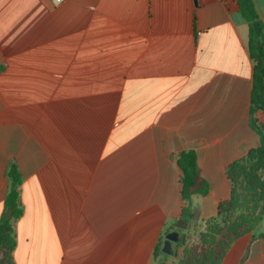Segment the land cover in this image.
Segmentation results:
<instances>
[{"label": "crops", "instance_id": "0c3cea01", "mask_svg": "<svg viewBox=\"0 0 264 264\" xmlns=\"http://www.w3.org/2000/svg\"><path fill=\"white\" fill-rule=\"evenodd\" d=\"M254 69L237 0H0V220L11 164L23 177L14 262L264 264V220L226 251L225 229L208 257L202 241L233 166L264 146ZM189 151L211 184L190 202ZM181 220L184 242L156 258Z\"/></svg>", "mask_w": 264, "mask_h": 264}, {"label": "trees", "instance_id": "16d2710c", "mask_svg": "<svg viewBox=\"0 0 264 264\" xmlns=\"http://www.w3.org/2000/svg\"><path fill=\"white\" fill-rule=\"evenodd\" d=\"M237 4L242 17L249 24V50L251 57L255 61L254 89L252 96L253 104L255 108L264 109V23L257 13L254 0H237ZM197 160V154L192 151L183 153L179 159V166L183 171L182 197L189 202L195 195L205 196L211 191V184L209 181L200 177L197 172ZM250 160H261L264 162V146L252 151L246 162H239L233 166L230 175L233 184L231 199L221 203L219 206V217L222 218V221L219 223H211L207 233L202 237L203 252L207 257L210 256L213 251L217 237L220 236L224 230V227L222 229L220 228V223L223 225L229 224V228L230 224L234 223V217L239 208L238 194L241 189L239 177L246 168L245 164H249ZM261 161L258 164H261ZM261 167L264 170V164H262ZM7 177L10 185L5 200V207L6 209L12 208L13 217L18 218L22 215L20 188L23 184V177L15 164H11L9 167ZM256 183H258V190L261 195V207L259 212L244 222L239 227L240 229L233 232L229 238L230 241L224 244L225 251L235 240L254 231L264 220V180L262 181L256 177ZM186 213H190V209L185 212V215ZM163 244L164 242H161L157 246L155 252L156 258L166 256L162 251ZM15 247L16 236L11 220L3 217L0 220V250L3 254V257L0 259V264H16L12 256ZM223 254L216 264H220Z\"/></svg>", "mask_w": 264, "mask_h": 264}, {"label": "rangeland", "instance_id": "374dc122", "mask_svg": "<svg viewBox=\"0 0 264 264\" xmlns=\"http://www.w3.org/2000/svg\"><path fill=\"white\" fill-rule=\"evenodd\" d=\"M260 161L261 160H250L249 164L246 163V168L239 177V185L241 189L238 194V203L240 209L238 210V212H236L237 218L236 220L234 219L235 222L233 224H230V228L229 224L223 225L222 223H220V228L222 229L224 227V229L227 230L226 234L224 235L226 238H229L235 230L240 229L239 227L244 222H246L253 215H256L259 212V209L261 207V195L258 190V183H256V177H258L262 181L264 180V170L261 167L264 162L261 161V164H258ZM254 171L256 174L254 173ZM1 252L2 251L0 250V253ZM170 260H172V258Z\"/></svg>", "mask_w": 264, "mask_h": 264}, {"label": "water", "instance_id": "95a60500", "mask_svg": "<svg viewBox=\"0 0 264 264\" xmlns=\"http://www.w3.org/2000/svg\"><path fill=\"white\" fill-rule=\"evenodd\" d=\"M4 218L11 220L13 218V209L8 208L7 211L4 214ZM187 227V221L181 220L177 223V229L174 231L169 232L166 235V239L164 241L162 251L166 255L172 254V245L173 243H177L179 241L184 242L185 236L181 234V230L185 229Z\"/></svg>", "mask_w": 264, "mask_h": 264}, {"label": "built area", "instance_id": "2783aa9c", "mask_svg": "<svg viewBox=\"0 0 264 264\" xmlns=\"http://www.w3.org/2000/svg\"><path fill=\"white\" fill-rule=\"evenodd\" d=\"M54 3H56V4H60V3H62L64 0H52Z\"/></svg>", "mask_w": 264, "mask_h": 264}]
</instances>
